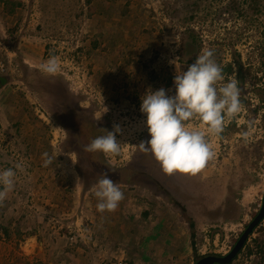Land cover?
<instances>
[{
    "label": "rangeland",
    "instance_id": "374dc122",
    "mask_svg": "<svg viewBox=\"0 0 264 264\" xmlns=\"http://www.w3.org/2000/svg\"><path fill=\"white\" fill-rule=\"evenodd\" d=\"M205 49L224 83L243 74V107L207 135L214 157L203 169L166 174L137 147L150 139L141 97L173 95L175 74ZM50 56L54 76L39 70ZM1 80L0 170H22L0 203V264H196L227 255L259 211L264 0H0ZM77 121L121 128L119 154L103 153L124 194L113 212L96 207L94 174L105 172L86 160ZM124 168L135 173L127 183L114 175ZM263 238L264 220L229 264H257Z\"/></svg>",
    "mask_w": 264,
    "mask_h": 264
},
{
    "label": "clouds",
    "instance_id": "9594fccd",
    "mask_svg": "<svg viewBox=\"0 0 264 264\" xmlns=\"http://www.w3.org/2000/svg\"><path fill=\"white\" fill-rule=\"evenodd\" d=\"M213 57V50L205 49L186 70L176 73L173 95L160 88L148 90L141 97L139 111L145 118L144 127L150 139L141 141L137 147L151 154L166 174H195L203 169L214 157L207 135L219 136L224 131L225 118H233L242 110L239 81L234 77L224 83L223 69ZM39 70L49 76L56 75L59 64L55 56L41 63ZM192 120L200 122L204 130L188 127L187 122ZM104 131V135L93 138L83 150L118 155L120 126L114 125L111 131ZM42 157L45 167L53 163V157L47 152ZM16 169L22 170V165L17 163L14 168L0 170V203L14 189ZM100 177L93 186L98 200L96 207L100 212H113L124 194L107 174H100Z\"/></svg>",
    "mask_w": 264,
    "mask_h": 264
},
{
    "label": "trees",
    "instance_id": "16d2710c",
    "mask_svg": "<svg viewBox=\"0 0 264 264\" xmlns=\"http://www.w3.org/2000/svg\"><path fill=\"white\" fill-rule=\"evenodd\" d=\"M195 43V40L192 39L191 42L187 43V46H190V45H194ZM237 63L239 64V61H237ZM236 63V64H237ZM240 67V70H241V65L239 64L238 65ZM225 71L227 72H231L232 71V68H231V65H228L227 68L225 69ZM239 82H240V87H242V84H243V74L240 73L239 74V78H238ZM4 80H1L0 81V85L1 84H4ZM83 121L81 122H78L77 121V125L80 127V129L78 130V133H77V137L80 139V141L83 142V145H87L93 138L99 136V135H104L105 134V131L104 129H107V127H94L93 125H90V124H82ZM83 125V126H82ZM233 126L235 124H232ZM222 135V134H221ZM86 155H85V158L86 160L88 159L89 163H90V166L92 167V165L94 166V168L98 171V172H101V170H103V172H105L104 174H107V177L109 178V174L108 171H111L113 170V168H111L104 160L103 158V153L101 152H86ZM116 173L114 175H120L122 176L123 178L121 179L122 182H129L131 181V178L132 176L135 174L133 173L130 169H127V168H124V169H121V170H115ZM94 175H100V174H97L95 173ZM89 177V175H88ZM96 177V176H95ZM254 244H255V248H256V253L259 255V262H257V264H264V238L262 240L260 239H256L254 240ZM251 253V252H249Z\"/></svg>",
    "mask_w": 264,
    "mask_h": 264
},
{
    "label": "water",
    "instance_id": "95a60500",
    "mask_svg": "<svg viewBox=\"0 0 264 264\" xmlns=\"http://www.w3.org/2000/svg\"><path fill=\"white\" fill-rule=\"evenodd\" d=\"M264 219V194L262 197V203L259 211L256 216L252 219V221L248 224L245 231L241 234L238 241L232 250L223 257H214L208 256L199 260L196 264H229L231 263L240 253L245 243L248 240L250 234H252L253 230L260 224V222Z\"/></svg>",
    "mask_w": 264,
    "mask_h": 264
},
{
    "label": "built area",
    "instance_id": "2783aa9c",
    "mask_svg": "<svg viewBox=\"0 0 264 264\" xmlns=\"http://www.w3.org/2000/svg\"><path fill=\"white\" fill-rule=\"evenodd\" d=\"M263 220H264V219H263ZM263 220H262V221H263ZM262 221H261V222H262ZM261 222H260V223H261ZM110 264H129V263L126 262V261H124V260H117V261L112 262V263H110Z\"/></svg>",
    "mask_w": 264,
    "mask_h": 264
},
{
    "label": "bare ground",
    "instance_id": "6f19581e",
    "mask_svg": "<svg viewBox=\"0 0 264 264\" xmlns=\"http://www.w3.org/2000/svg\"><path fill=\"white\" fill-rule=\"evenodd\" d=\"M251 222V221H250Z\"/></svg>",
    "mask_w": 264,
    "mask_h": 264
}]
</instances>
